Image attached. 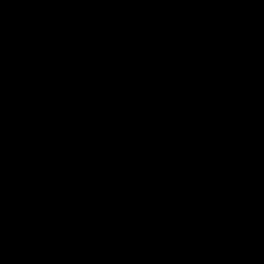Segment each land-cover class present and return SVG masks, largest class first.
I'll list each match as a JSON object with an SVG mask.
<instances>
[{
    "label": "water",
    "instance_id": "1",
    "mask_svg": "<svg viewBox=\"0 0 264 264\" xmlns=\"http://www.w3.org/2000/svg\"><path fill=\"white\" fill-rule=\"evenodd\" d=\"M0 264H264V0H0Z\"/></svg>",
    "mask_w": 264,
    "mask_h": 264
}]
</instances>
